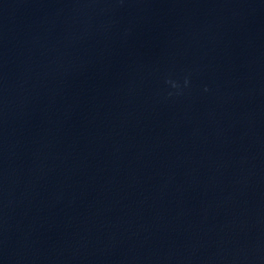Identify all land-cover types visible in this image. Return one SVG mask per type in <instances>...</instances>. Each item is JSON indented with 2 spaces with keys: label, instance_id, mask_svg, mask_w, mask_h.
<instances>
[{
  "label": "water",
  "instance_id": "95a60500",
  "mask_svg": "<svg viewBox=\"0 0 264 264\" xmlns=\"http://www.w3.org/2000/svg\"><path fill=\"white\" fill-rule=\"evenodd\" d=\"M0 264H264V0H0Z\"/></svg>",
  "mask_w": 264,
  "mask_h": 264
}]
</instances>
